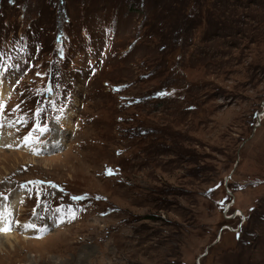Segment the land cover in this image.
<instances>
[{
    "label": "rangeland",
    "instance_id": "obj_1",
    "mask_svg": "<svg viewBox=\"0 0 264 264\" xmlns=\"http://www.w3.org/2000/svg\"><path fill=\"white\" fill-rule=\"evenodd\" d=\"M169 1L0 0V264H264V0Z\"/></svg>",
    "mask_w": 264,
    "mask_h": 264
},
{
    "label": "trees",
    "instance_id": "obj_2",
    "mask_svg": "<svg viewBox=\"0 0 264 264\" xmlns=\"http://www.w3.org/2000/svg\"><path fill=\"white\" fill-rule=\"evenodd\" d=\"M38 1L40 2L42 0H38ZM167 1H169V0H161L162 3L163 2L166 3ZM24 3L25 4H28L27 2H24ZM153 3L155 5V2H153ZM174 3H176V5L178 7V2L177 1L176 2L175 1H172V2L169 1L167 7L169 8L171 6V8H172V6H173V7L176 8V6L174 5ZM186 4H187L186 7L183 6L184 7L185 14L179 12L180 15L178 17H176V18L174 17L176 21L179 22L180 20L181 21L186 20V22H187L189 16L193 18V16H195L197 14V12L199 11L197 9V7L201 5L200 3H198V0H189V2L186 1ZM60 7H61V10H60L61 11L60 12L61 15L59 16V24L57 25V31H59V32H61V30L66 26L64 24V22H63V18H64L63 17L64 16L63 15V4H60ZM161 7H164V6L163 5H160V8ZM158 8H159L158 5H157V7L155 6L154 12H152V11L151 12H148V9H147V13L146 14L149 15V16L145 19L144 27L147 26V32L148 33L151 32L150 35L152 34V37H154L156 34L157 35L159 34L157 37H161V40H162L161 44L162 45H165V44L167 45L168 42H169V41H167L168 38H166V37L163 38V36H161L162 35V32H163V26L162 25L160 26L159 24L161 23L162 20L165 19L164 18V16H165V17H167L166 18V20H167L166 21V28L168 30H170L169 28H172L173 31H174V25L172 23L173 20H171L170 18L168 20V16H166L165 13L161 12L160 8L159 9ZM150 9H152V8H150ZM188 10H189V12H188ZM160 14H162V17H160ZM65 17L68 19V15L67 14L65 15ZM187 27L189 29V26L188 25L186 27H184V28L187 30ZM185 29H182L181 30L182 32L179 33L178 41L176 40L177 43L176 44H171L172 45V52H170L168 55L173 54V56H171V57L169 56L172 60H173L174 56H176L184 47H186L188 45L187 44L188 41L186 39H187V33L189 32V30L187 31V33H185V31H186ZM183 33H185V35ZM170 35H171V32H170ZM171 59H168L167 65L171 64L172 66H174Z\"/></svg>",
    "mask_w": 264,
    "mask_h": 264
},
{
    "label": "bare ground",
    "instance_id": "obj_3",
    "mask_svg": "<svg viewBox=\"0 0 264 264\" xmlns=\"http://www.w3.org/2000/svg\"><path fill=\"white\" fill-rule=\"evenodd\" d=\"M0 95H1V93H0ZM10 223H11V220H9L8 218H6L5 213H3V212L0 211V230L2 232V234H1L2 236H0V251H4L3 247L4 246H7V245H8L9 248H12L13 249L16 246L15 244H19L21 242V241H19L15 237H14V240L11 241L10 239L13 236V235H11L12 233L11 232L9 233V232H7V231L4 230V229H6V226L8 224H10ZM13 231H15V230L13 229ZM26 232L27 233H31L32 232V229H28Z\"/></svg>",
    "mask_w": 264,
    "mask_h": 264
},
{
    "label": "water",
    "instance_id": "obj_4",
    "mask_svg": "<svg viewBox=\"0 0 264 264\" xmlns=\"http://www.w3.org/2000/svg\"><path fill=\"white\" fill-rule=\"evenodd\" d=\"M264 104V103H263ZM264 106V105H263ZM260 120V119H259ZM259 123H260V121H259ZM256 127H258V126H256ZM229 179H230V176L229 177H227L226 179H225V183H224V186H225V189H226V191H227V193H228V195H230L231 197H233L234 195L232 194V192L230 191V189L228 188V183H229ZM234 205V202L232 201L231 203H229V204H227V206L225 207V212H227L232 206ZM235 218V214H233L230 218H228V219H234ZM241 227V225H239V228ZM225 229H227V230H230V231H236V230H234V229H232V228H230V227H227V226H222V228L219 230V233H222L223 232V230H225ZM239 230V229H238ZM205 256V254H203L201 257H200V259L201 258H203Z\"/></svg>",
    "mask_w": 264,
    "mask_h": 264
},
{
    "label": "built area",
    "instance_id": "obj_5",
    "mask_svg": "<svg viewBox=\"0 0 264 264\" xmlns=\"http://www.w3.org/2000/svg\"><path fill=\"white\" fill-rule=\"evenodd\" d=\"M232 207H233V206H232ZM228 211H229V210H228ZM228 211H227V212H228ZM236 213H237V215H236ZM236 213H234V214H235V217H236V216H240V217L243 216L241 212H240L241 214H240V213L238 214V212H236ZM232 215H233V214H232ZM232 215H231V216H232ZM238 231H239V230H238Z\"/></svg>",
    "mask_w": 264,
    "mask_h": 264
},
{
    "label": "snow or ice",
    "instance_id": "obj_6",
    "mask_svg": "<svg viewBox=\"0 0 264 264\" xmlns=\"http://www.w3.org/2000/svg\"><path fill=\"white\" fill-rule=\"evenodd\" d=\"M42 131H44V130H46V129H41ZM111 174V173H110ZM30 227H31V225H30ZM5 231H7V229H4Z\"/></svg>",
    "mask_w": 264,
    "mask_h": 264
}]
</instances>
